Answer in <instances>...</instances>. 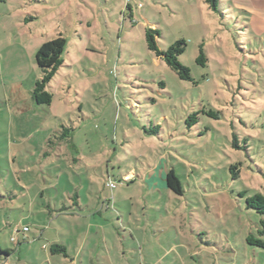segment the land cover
Here are the masks:
<instances>
[{"label": "rangeland", "instance_id": "1", "mask_svg": "<svg viewBox=\"0 0 264 264\" xmlns=\"http://www.w3.org/2000/svg\"><path fill=\"white\" fill-rule=\"evenodd\" d=\"M147 29L160 50L186 42L193 82L147 49ZM59 36L52 101L37 105L35 55ZM201 110L217 118L187 127ZM244 192L264 194V0H0V264H58L42 249L54 229L32 236L63 200L102 211L84 247L94 264H264L246 243L264 241V216Z\"/></svg>", "mask_w": 264, "mask_h": 264}, {"label": "trees", "instance_id": "2", "mask_svg": "<svg viewBox=\"0 0 264 264\" xmlns=\"http://www.w3.org/2000/svg\"><path fill=\"white\" fill-rule=\"evenodd\" d=\"M219 1L220 0H205V4H207L209 9L217 12ZM159 37L160 32L157 29L145 30V43L147 49L153 52L157 57H159L168 66V68H170L178 76L179 79L193 82V78L191 77L189 68L184 66L178 60L179 56L186 50V42L184 40H177L173 42L166 50H160L156 42V39ZM65 45V39L59 36L58 38L45 42L38 48L36 52L35 59L37 67L40 70V78L35 82L33 86L32 99L37 105L51 104L52 93L48 90V87L57 74L59 68L63 65L62 55L65 50ZM196 62L201 66H204L206 63V58L202 48H199V56L197 57ZM199 113L208 117L217 118V114L215 112L211 110H201L200 112L192 113L187 117V119L185 120L187 127L190 128L197 122ZM62 135H65V133ZM233 139V146L235 148H238L235 137H233ZM230 171L232 173L233 179H236L239 173L236 165L231 166ZM165 181L166 187L174 194H182V184L175 174L174 170H170L166 174ZM239 195L240 197H245V205L247 209L254 210L259 215L264 216V194L256 192L252 195L246 196V193L244 192L240 193ZM261 224L262 229H259L257 233L262 237L264 235V222L261 221ZM22 231L23 233H25L24 230ZM246 243L249 246H255L264 249V241L259 238H255L252 235L247 236ZM50 252L52 254H66V249L62 245L52 244L50 246ZM5 254L6 256H9V253L7 251L5 252Z\"/></svg>", "mask_w": 264, "mask_h": 264}, {"label": "crops", "instance_id": "3", "mask_svg": "<svg viewBox=\"0 0 264 264\" xmlns=\"http://www.w3.org/2000/svg\"><path fill=\"white\" fill-rule=\"evenodd\" d=\"M88 204H82L81 201L79 200H76L73 203H70L67 200H63V202L61 203V207L54 205L55 208H53V206H51V204L49 203L46 209L48 210V212L41 211L36 213L40 215L46 214L47 220L46 219L45 220L48 221V224L47 226H44L45 229L42 230L39 229V227H41L40 223L34 222L35 226H37L39 230L38 235L34 233L32 236L34 242L43 241V238L45 237L46 229L50 230L53 228L55 231V234L51 232L50 233L51 236L48 235L47 237H45L46 238L44 240L45 243L42 245L43 246L42 249L45 250L47 254L49 253L48 259L50 262L52 261L51 259L52 257L50 256L55 255L50 252V246L52 244H59L65 247L66 254H62V258L58 259V264H94L91 253L90 252L87 253L84 247L89 237L93 236L91 234L88 236V232L96 234L97 228L102 227V224H99V220L101 218V215L103 214L102 211L97 209L96 206L94 207L93 205L91 206ZM32 210L33 209H31L28 212L25 218L30 217L32 215ZM55 221H59L61 225H63L61 228H65V229L67 227L64 226V222H67L69 226V231L68 232L66 231L65 233L62 232L60 228L54 225ZM73 226L75 227L74 229ZM25 227L29 229V231H27L26 234H29L30 236V234L33 233V230L30 229L29 226H25ZM76 229L77 231L79 230L80 231L73 240L74 246L72 244H70L69 246L67 240L64 237L71 238L72 237L71 232H73ZM26 242H28L27 238H26Z\"/></svg>", "mask_w": 264, "mask_h": 264}, {"label": "built area", "instance_id": "4", "mask_svg": "<svg viewBox=\"0 0 264 264\" xmlns=\"http://www.w3.org/2000/svg\"><path fill=\"white\" fill-rule=\"evenodd\" d=\"M110 186L113 187L114 185L113 184H110ZM23 230H24V232H27L28 231V228H24Z\"/></svg>", "mask_w": 264, "mask_h": 264}]
</instances>
